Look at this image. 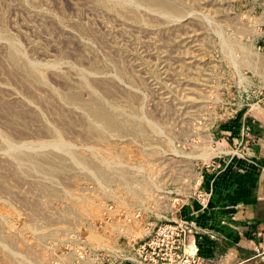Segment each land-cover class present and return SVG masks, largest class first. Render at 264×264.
I'll use <instances>...</instances> for the list:
<instances>
[{
  "label": "rangeland",
  "instance_id": "374dc122",
  "mask_svg": "<svg viewBox=\"0 0 264 264\" xmlns=\"http://www.w3.org/2000/svg\"><path fill=\"white\" fill-rule=\"evenodd\" d=\"M263 16L261 0H0V264H91L84 248L117 264L149 223L198 224L176 202L199 207L212 136L235 138Z\"/></svg>",
  "mask_w": 264,
  "mask_h": 264
},
{
  "label": "crops",
  "instance_id": "0c3cea01",
  "mask_svg": "<svg viewBox=\"0 0 264 264\" xmlns=\"http://www.w3.org/2000/svg\"><path fill=\"white\" fill-rule=\"evenodd\" d=\"M261 1L264 11V0ZM261 41L264 56V37ZM261 71L263 76L248 85L249 89L238 88L243 96L238 101L248 106L240 113L239 122L243 116L254 120L250 153L238 158L232 151L240 141L239 127L233 129L236 133L231 142L227 132L218 131L212 136L217 144L213 158L220 159V170L203 172L197 184L211 193L207 209L200 210L196 203L176 202V218L194 215L209 233L210 237L198 242V249L210 264H263L256 253L257 246L264 245V221L258 219V209L264 206V196L259 194L264 191V70ZM257 90H263V95L255 94ZM170 212L165 211V216H171Z\"/></svg>",
  "mask_w": 264,
  "mask_h": 264
},
{
  "label": "built area",
  "instance_id": "2783aa9c",
  "mask_svg": "<svg viewBox=\"0 0 264 264\" xmlns=\"http://www.w3.org/2000/svg\"><path fill=\"white\" fill-rule=\"evenodd\" d=\"M252 125L254 120L244 117L241 120L239 127L238 147L241 149L239 153L234 155L244 158L243 155H248L253 143ZM220 164L213 163L212 170L220 169ZM195 197L199 203L201 210L207 209L211 193L207 190L195 189ZM150 232L146 237L133 248V255L125 259L121 258V253L116 252L115 256L119 257L117 264H210L205 256L198 249V242L209 236L206 228L200 226L192 220L178 219L169 220L161 224H148L146 230ZM210 237V236H209ZM191 242V243H189ZM189 244L194 246V250L189 251ZM263 250L264 245H259L256 248V253L260 255L259 250ZM84 251V252H83ZM106 250L84 248L81 255V260L84 255L90 260L91 264H109L106 258ZM81 260L78 262L80 263ZM261 262L264 264V256L261 257ZM98 261V263H96ZM78 264V263H77Z\"/></svg>",
  "mask_w": 264,
  "mask_h": 264
},
{
  "label": "trees",
  "instance_id": "16d2710c",
  "mask_svg": "<svg viewBox=\"0 0 264 264\" xmlns=\"http://www.w3.org/2000/svg\"><path fill=\"white\" fill-rule=\"evenodd\" d=\"M237 127L239 126L237 125ZM258 219H261L264 221V206H261L258 209Z\"/></svg>",
  "mask_w": 264,
  "mask_h": 264
}]
</instances>
